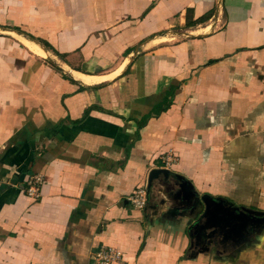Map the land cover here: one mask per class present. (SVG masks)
<instances>
[{
    "label": "crops",
    "instance_id": "0c3cea01",
    "mask_svg": "<svg viewBox=\"0 0 264 264\" xmlns=\"http://www.w3.org/2000/svg\"><path fill=\"white\" fill-rule=\"evenodd\" d=\"M99 245L264 264V0H0V264Z\"/></svg>",
    "mask_w": 264,
    "mask_h": 264
},
{
    "label": "built area",
    "instance_id": "2783aa9c",
    "mask_svg": "<svg viewBox=\"0 0 264 264\" xmlns=\"http://www.w3.org/2000/svg\"><path fill=\"white\" fill-rule=\"evenodd\" d=\"M174 162L171 152H166L159 158L157 168L169 169ZM25 193L30 198L38 197L39 186L42 179L39 175L31 174L25 180ZM127 203L134 209L141 210L147 202L145 186L136 188L126 199ZM122 256L114 248L99 245L91 254L88 264H113L119 262Z\"/></svg>",
    "mask_w": 264,
    "mask_h": 264
},
{
    "label": "water",
    "instance_id": "95a60500",
    "mask_svg": "<svg viewBox=\"0 0 264 264\" xmlns=\"http://www.w3.org/2000/svg\"><path fill=\"white\" fill-rule=\"evenodd\" d=\"M159 175L163 176V178H166L167 176H169V172L166 169H160V168H154V169L149 170L148 175H147V180H148L147 189H148L149 182L152 179H156ZM173 179L175 180L176 184L174 185H176V188H178L185 194L191 193L192 188L188 181L184 180L182 177L178 175L173 176ZM146 194H147V199H148L147 190H146Z\"/></svg>",
    "mask_w": 264,
    "mask_h": 264
},
{
    "label": "bare ground",
    "instance_id": "6f19581e",
    "mask_svg": "<svg viewBox=\"0 0 264 264\" xmlns=\"http://www.w3.org/2000/svg\"><path fill=\"white\" fill-rule=\"evenodd\" d=\"M25 42V41H24ZM25 44H27L29 47H31L32 49L34 48L31 44H28L27 42H25ZM36 49V47H35Z\"/></svg>",
    "mask_w": 264,
    "mask_h": 264
}]
</instances>
